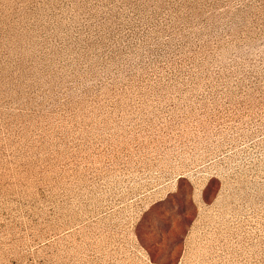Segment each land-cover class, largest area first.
I'll return each mask as SVG.
<instances>
[{"label":"rangeland","instance_id":"obj_1","mask_svg":"<svg viewBox=\"0 0 264 264\" xmlns=\"http://www.w3.org/2000/svg\"><path fill=\"white\" fill-rule=\"evenodd\" d=\"M0 264H264V0H0Z\"/></svg>","mask_w":264,"mask_h":264}]
</instances>
